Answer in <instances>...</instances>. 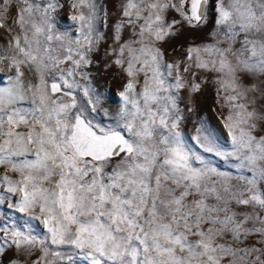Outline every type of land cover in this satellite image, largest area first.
<instances>
[{"label":"snow or ice","instance_id":"1","mask_svg":"<svg viewBox=\"0 0 264 264\" xmlns=\"http://www.w3.org/2000/svg\"><path fill=\"white\" fill-rule=\"evenodd\" d=\"M13 3L20 32L9 41L12 54L0 55L10 73L0 77V84L7 81L0 87V166L20 179L4 175L0 182L19 199L6 203L0 197V240L25 254L39 247L42 255L32 264H52L49 253L67 264H264V113L249 110L255 97L248 96H264V88L244 82L264 76V0H217L214 42L189 46L184 58L191 62L184 72H216V83L229 93L222 119L230 150L207 137H197V144L203 153L233 163L234 175L181 138L177 93L185 81L180 63H164L156 46L175 35L178 25L205 22L208 0H127L123 15L129 23H143L135 25L138 38L119 49L116 63H126L131 79L120 93L118 119L108 126L91 116L99 100H89L91 112L77 107L76 69L59 68L72 57L52 55L51 41L62 39L53 34L48 11L56 5L43 9L38 25L32 17L40 9L29 0H0V28L9 32ZM79 3L92 10L88 17H72L84 22L83 42L91 50L94 4ZM168 10L180 19L166 20ZM40 34L47 43L36 38ZM75 55L76 68L89 63L87 52ZM32 65L39 73L35 83L26 82L21 70ZM173 69L177 75L169 82ZM199 87L193 83L191 90ZM21 126L26 130L19 131ZM10 212L24 214V223H10ZM32 220L47 235H36Z\"/></svg>","mask_w":264,"mask_h":264},{"label":"rangeland","instance_id":"2","mask_svg":"<svg viewBox=\"0 0 264 264\" xmlns=\"http://www.w3.org/2000/svg\"><path fill=\"white\" fill-rule=\"evenodd\" d=\"M145 4L148 0H144ZM29 3L37 6L40 11H37L32 17L35 22L40 25L43 19V9L47 8L49 4H55V9H49V14L52 21V32L54 35L59 34L62 39L51 41L53 48L52 55H58L61 59H65L71 56V59H65V62L59 65L60 69H76L75 79L80 85L76 88L75 96L78 108H87L91 112L93 102L99 100L96 104V111L91 113L94 122H103L105 126H108L112 122L118 119V114L122 106V98L120 93L125 90V86L131 79L126 72V63L121 65L116 63V59L119 56V49L121 45L130 43L138 37L134 35V32H138L139 28L135 25L142 24L143 20L136 21L135 25L129 23V17L123 15L124 9L127 5V0H92L94 4V18L92 20V39L93 45L91 50H88V46L84 45L83 36L87 33L88 29L82 27L83 21L73 20V16H78L81 13L88 17L91 13V9L85 5H81L79 0H29ZM217 4V0H208L206 5V17L205 22L198 25L196 28H191L187 24L177 26L178 31L175 35L167 36L162 41H157V47L160 48L163 55L164 63H180V75L185 81L184 86L179 89L177 93V105L179 116L177 130L181 134V138L186 145L190 147L194 152L204 155L209 162L216 166L218 170L223 172H230L235 174L233 163L226 161L220 157L212 156L208 153H203L197 144V137L200 140H204L205 137L214 140L219 146L225 150H230V140L228 131L224 126L223 117L227 115L228 101L225 97L229 94L224 91L222 86L216 83L218 73L206 71L204 69L192 68L188 72H184L183 68L186 63L185 56L187 49L191 45H205L213 43V33L217 30L215 20L217 13L214 10L213 5ZM18 5L12 4L9 10V17L7 23H12L14 31L9 32L7 28H0V55H11V49H9V41L13 36L20 32L19 27L14 24L13 13L17 10ZM135 11V10H133ZM147 14V13H145ZM27 16V14H25ZM165 19L171 21L173 19L179 20L180 16L174 10H168ZM119 30L117 31V26ZM29 31V37L32 36L34 29L31 25L27 26ZM118 35V39H117ZM98 37V39H97ZM42 44L47 43L45 41L44 34H40L36 37ZM80 40L78 45L75 41ZM21 42H23V35H21ZM137 47L139 45H136ZM69 48L72 52H69ZM87 52V58L89 63L81 65L76 68L73 60L79 57L75 55L76 51ZM205 58L206 57V54ZM127 52H125V58ZM30 71L28 67L22 66L21 70L24 72L23 79L26 82H38L39 73L35 71V66L32 65ZM55 71V69H53ZM14 73V69L12 70ZM84 73L86 75H80ZM8 61H0V77H7L9 75ZM177 72L173 69V74L168 77L169 82H173ZM71 80L72 77H69ZM136 91H142L143 73L135 78ZM246 84H256L258 88H264V76H252L244 81ZM193 83L199 84L200 87L196 91L191 90ZM7 81L4 84H0V87L6 86ZM88 89V95H84V89ZM249 100L255 97V103L249 105V110L253 107L261 113H264V96H261L259 92L249 93ZM28 102H24L27 106ZM19 131H25L23 126L18 129ZM7 175L12 180L20 179L19 173L6 170L4 166H0V177ZM7 185L0 182V197H4L6 203L19 199L18 195L8 193ZM9 222H15L17 226L22 225L26 216L24 214L10 212ZM5 219V209L0 207V220ZM35 234L38 236L47 235V230L44 228L40 221H30ZM55 247V246H53ZM42 255L39 247L34 249L31 254H25L22 250H18L10 240H0V264H32L34 260H37ZM47 260L52 264H67V261H60L59 258L52 256L49 253Z\"/></svg>","mask_w":264,"mask_h":264}]
</instances>
